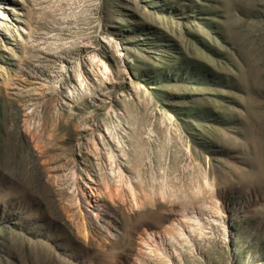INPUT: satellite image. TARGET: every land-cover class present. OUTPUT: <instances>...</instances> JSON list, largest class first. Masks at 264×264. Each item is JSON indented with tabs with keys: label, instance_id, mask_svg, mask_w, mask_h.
<instances>
[{
	"label": "rangeland",
	"instance_id": "obj_1",
	"mask_svg": "<svg viewBox=\"0 0 264 264\" xmlns=\"http://www.w3.org/2000/svg\"><path fill=\"white\" fill-rule=\"evenodd\" d=\"M0 264H264V0H0Z\"/></svg>",
	"mask_w": 264,
	"mask_h": 264
},
{
	"label": "bare ground",
	"instance_id": "obj_2",
	"mask_svg": "<svg viewBox=\"0 0 264 264\" xmlns=\"http://www.w3.org/2000/svg\"><path fill=\"white\" fill-rule=\"evenodd\" d=\"M98 195H100V194H98ZM98 195H96L95 193H93L90 190L89 199L84 200V206H85L88 214H90V216H92L94 218V221L96 222V224L98 225V227L100 228V230L102 232L107 233L108 235H110L112 237H116L118 235V233L120 234V231L115 227V226H117L116 224L119 223L118 217L115 215H110L109 217H105V216L102 217V216H99L95 212V210H92V207L94 208V206L92 205L93 202L99 203V201H100V199L98 198L99 197ZM187 221H188L187 217L180 218L178 220L179 224L181 226H184V227L187 224ZM167 238H168L167 234H160L159 233V235H157L156 237L148 236V237L144 238V242L148 245L155 246L157 244V242L166 243L168 240Z\"/></svg>",
	"mask_w": 264,
	"mask_h": 264
}]
</instances>
